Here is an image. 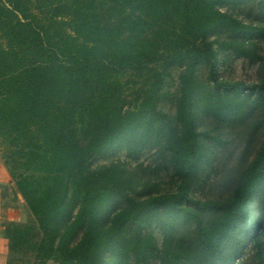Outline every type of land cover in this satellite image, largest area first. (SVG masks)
<instances>
[{
	"label": "trees",
	"instance_id": "obj_1",
	"mask_svg": "<svg viewBox=\"0 0 264 264\" xmlns=\"http://www.w3.org/2000/svg\"><path fill=\"white\" fill-rule=\"evenodd\" d=\"M237 1L0 0V152L40 229L38 237L28 224H10L14 251L30 244L34 264H211L242 221L261 249L263 224L247 213L253 190L245 196L240 187L230 201L196 202L222 211L219 220L199 225L198 251L175 245V220L162 217L179 213L198 173L206 150V134L195 127L199 114L228 123L255 101L254 94L264 100V81L220 80L216 53L205 40L224 29L232 36L221 49L250 62L263 59L258 43L243 36L264 38V24H247L217 7ZM201 63L210 66L208 80L196 75ZM178 65L186 72L177 115L167 119L158 101L168 96L162 89L169 68ZM125 140L135 159L146 149L161 158L168 153L181 180L177 191L162 193L150 179L137 182L140 172L128 175L120 163L91 170L95 157ZM248 174L255 186L264 180V144ZM121 199L125 205L105 225V210ZM184 211L187 219L198 215ZM154 220L165 230L163 250L152 233L133 228ZM225 252L227 264H236L237 251L229 245Z\"/></svg>",
	"mask_w": 264,
	"mask_h": 264
},
{
	"label": "rangeland",
	"instance_id": "obj_2",
	"mask_svg": "<svg viewBox=\"0 0 264 264\" xmlns=\"http://www.w3.org/2000/svg\"><path fill=\"white\" fill-rule=\"evenodd\" d=\"M217 7L222 12H227L247 24H264V0H238L234 3H219ZM231 36L224 29H214L207 34L205 39L211 43L216 53L217 75L220 80L247 84L263 82L264 38L259 34H246L243 36L247 42H257L259 51L263 55L262 60L250 62L248 59L221 49L220 42ZM184 72H186V66L170 67L165 79L162 92L167 93L168 96H162L158 101V109L167 115V119H172L177 115L176 95L180 86V76ZM195 72L203 80L210 79V66L207 63L198 64ZM235 90L236 92L244 91L243 88H236ZM252 100L255 101L228 123L219 122L211 116L200 114L195 119L197 131L206 134L201 137L206 145L205 153L197 166L198 173L196 177L187 188L186 197L179 201L181 205L177 209L179 213L174 214L167 211L162 216L167 218V221L175 220L173 231V243L175 245L181 243L188 248L191 247L193 251H198L201 249V234L203 233L199 225L204 227L219 220L222 211L210 208L200 209L196 202L230 201L236 196L240 187H242V193L245 196L251 195L253 190V194L247 200V213L256 220L259 226L263 224L260 233L261 249L256 245L252 234L247 236V233H249L247 225L242 223L243 221L238 223L237 226L231 229L223 246V250L230 245L237 251L236 264H264V180L255 186V178L248 174L249 168L258 157L264 144V100H258L256 94L252 96ZM128 146L125 140L107 155L95 157L90 166L91 170L112 163H120L128 171V175L129 173L140 172L135 176L137 182L150 179L155 184L160 185L162 193L177 191L181 180L170 163L168 153L166 158H161L155 150L146 149L139 159H135L128 156ZM142 167L144 169L151 168L144 172ZM151 192V195L156 194L153 190ZM130 194L141 199L150 197L140 196L138 193L133 192ZM124 205L125 201L121 199L116 200L107 207L105 210V225H109L114 212ZM27 209L29 210V208ZM184 209H191L198 215H193L187 219L184 217ZM30 212L29 210L24 216L27 219L25 224L34 228V234H38L39 237V226ZM159 212H162V210L160 209ZM140 226V224H137L133 228H139L142 234L152 233L160 250L167 247L165 230L163 226L159 225L158 220H154L148 228ZM30 246V244H22L20 247H16L12 257L15 264H34L36 253L30 249ZM223 250L210 261L211 264H227L230 250L229 253H223ZM260 251L263 259H261ZM48 264L57 263L51 260ZM132 264L137 263L133 262ZM149 264H161V261L152 260Z\"/></svg>",
	"mask_w": 264,
	"mask_h": 264
},
{
	"label": "crops",
	"instance_id": "obj_3",
	"mask_svg": "<svg viewBox=\"0 0 264 264\" xmlns=\"http://www.w3.org/2000/svg\"><path fill=\"white\" fill-rule=\"evenodd\" d=\"M0 156V264H15L7 229L12 223H27L28 206ZM31 213V212H30Z\"/></svg>",
	"mask_w": 264,
	"mask_h": 264
}]
</instances>
